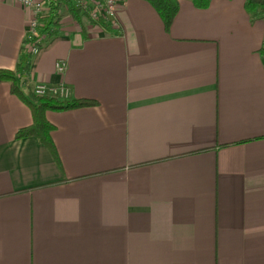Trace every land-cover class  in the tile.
Wrapping results in <instances>:
<instances>
[{
  "label": "crops",
  "instance_id": "obj_1",
  "mask_svg": "<svg viewBox=\"0 0 264 264\" xmlns=\"http://www.w3.org/2000/svg\"><path fill=\"white\" fill-rule=\"evenodd\" d=\"M243 4L177 0L165 31L125 0L111 31L42 44L28 87L97 102L45 111L55 159L14 139L31 115L0 83V264H264V18ZM29 17L0 0V69Z\"/></svg>",
  "mask_w": 264,
  "mask_h": 264
},
{
  "label": "trees",
  "instance_id": "obj_2",
  "mask_svg": "<svg viewBox=\"0 0 264 264\" xmlns=\"http://www.w3.org/2000/svg\"><path fill=\"white\" fill-rule=\"evenodd\" d=\"M147 2L156 12L166 31L177 12V0H143ZM196 8H205L209 0H190ZM48 11L40 17L41 25L37 27V32L42 39L35 43L36 49L49 39L59 33L60 11L65 10L73 22L82 31V19L84 18L90 26L100 28L104 31H111L112 22L101 18H91L88 9L83 8L79 3L72 0H47ZM244 10L251 19L264 18V0H244ZM27 43L23 39V44ZM260 53L264 55V38L261 43ZM31 54L25 53L18 59L13 70L0 69V83L9 84V92L24 103L31 115V123L19 128L14 133V139L33 137L38 143L44 145L53 158H56L50 133L53 128L45 117V111H64L80 107L93 106L97 102L92 99L83 98H59L54 96H35L27 85L29 75V64Z\"/></svg>",
  "mask_w": 264,
  "mask_h": 264
},
{
  "label": "built area",
  "instance_id": "obj_3",
  "mask_svg": "<svg viewBox=\"0 0 264 264\" xmlns=\"http://www.w3.org/2000/svg\"><path fill=\"white\" fill-rule=\"evenodd\" d=\"M21 8L29 13V21L25 31L24 39L27 43L23 44L22 54H33L37 50L35 43L42 39L37 32V27L41 25L40 17L48 11L47 0H13ZM82 5L83 8L91 7L88 14L91 18H101L105 21L112 22V27H116L114 20V8L125 2V0H88V3L80 0H72ZM55 71L61 73L65 64L62 60L56 61L54 64ZM32 93L36 96H57L65 98L67 96V88L63 85H54L48 83H35L32 87Z\"/></svg>",
  "mask_w": 264,
  "mask_h": 264
},
{
  "label": "rangeland",
  "instance_id": "obj_4",
  "mask_svg": "<svg viewBox=\"0 0 264 264\" xmlns=\"http://www.w3.org/2000/svg\"><path fill=\"white\" fill-rule=\"evenodd\" d=\"M81 1V0H80ZM82 1H85L86 3H88V0H82ZM88 9V11H90L91 7H86ZM82 25H88L87 21L83 18L82 20ZM59 27H60V30L59 31H65V28L67 27H71L73 30H74V26L75 27H78L76 25L75 22L72 21V19L70 18V16L66 13L65 10H61L60 11V20H59ZM33 87V86H32ZM32 87L29 88L30 91L32 92ZM36 96V95H35ZM54 97H57V96H54ZM60 98V97H59ZM63 98V97H62Z\"/></svg>",
  "mask_w": 264,
  "mask_h": 264
}]
</instances>
